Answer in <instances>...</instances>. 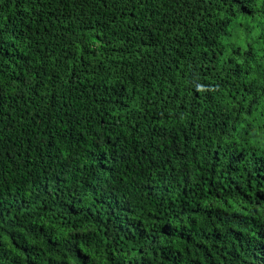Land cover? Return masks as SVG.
Wrapping results in <instances>:
<instances>
[{
	"label": "trees",
	"instance_id": "16d2710c",
	"mask_svg": "<svg viewBox=\"0 0 264 264\" xmlns=\"http://www.w3.org/2000/svg\"><path fill=\"white\" fill-rule=\"evenodd\" d=\"M0 264H264V0H0Z\"/></svg>",
	"mask_w": 264,
	"mask_h": 264
}]
</instances>
